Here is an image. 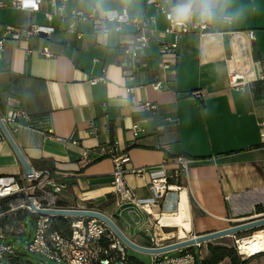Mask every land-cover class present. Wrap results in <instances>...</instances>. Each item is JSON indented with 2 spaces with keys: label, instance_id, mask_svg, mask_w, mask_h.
I'll use <instances>...</instances> for the list:
<instances>
[{
  "label": "crops",
  "instance_id": "1",
  "mask_svg": "<svg viewBox=\"0 0 264 264\" xmlns=\"http://www.w3.org/2000/svg\"><path fill=\"white\" fill-rule=\"evenodd\" d=\"M0 1L4 4L0 6V37L8 26L22 30L35 23L54 29L27 40L7 37L0 48V117L32 168L48 169L66 184L53 195L37 192L41 205L101 211L130 240L147 247L264 214L255 209L258 205L264 208L260 137L264 133V81L260 79L264 72V0H214L207 18L201 16L196 0L187 18L181 17L179 9L189 0H167L177 21L206 25L201 32L180 34L175 56L160 55L161 44L174 36L162 35L168 22L145 0H65L62 9L58 8L60 0H41L34 11L13 7L10 0ZM108 9L154 17L139 66L125 65L122 56V45L133 39L131 25L116 32L106 22L110 29L106 35L96 34L90 19L77 18L74 30L68 27L73 11L100 16ZM43 47L49 56L41 54ZM232 74L240 76V87L230 85ZM101 75L105 82L90 83L91 77ZM257 80L262 81L258 96L252 89ZM154 82L160 87L154 88ZM144 101L157 108L142 110L139 104ZM11 109L24 110L29 116L16 122V131L4 121ZM90 122L94 133L88 131ZM112 142L128 154L125 179L136 198L151 196L148 169L153 167H163L169 182L177 187L152 205L151 213L115 195L110 157L82 159L83 152ZM180 155L192 159L186 175H176L172 163ZM139 168L142 174L135 172ZM7 174L24 176L0 129V175ZM182 199L189 217V229L183 236L177 226L153 224L163 213H176ZM235 234L242 236V232ZM227 241L233 242L230 235L202 242L199 249L191 245L159 255L189 249L203 258L208 243L229 245ZM262 254L246 257L247 264ZM217 264L231 262L226 257Z\"/></svg>",
  "mask_w": 264,
  "mask_h": 264
},
{
  "label": "built area",
  "instance_id": "2",
  "mask_svg": "<svg viewBox=\"0 0 264 264\" xmlns=\"http://www.w3.org/2000/svg\"><path fill=\"white\" fill-rule=\"evenodd\" d=\"M30 4L26 5L25 0H10V5L19 9L38 10L41 0H29ZM65 0H60L59 9H62ZM146 3L153 5L159 13H162L168 24L163 30L162 35L172 34V41H165L161 44V56H175L177 50V38L182 33L194 31H202L205 24H187L177 21L169 10L167 0H145ZM4 5L0 1V6ZM90 19L93 23L94 32L98 35H106L109 32V27L106 22H111L116 32L122 30L123 25H131L134 29L133 39L126 41L122 45V56L124 63L127 66L137 67L140 65L144 50L152 35L150 24L154 22L153 16L139 17L132 16L125 12H118L114 9L104 10L102 15L95 16L86 14L82 11H73L72 19L68 23V27L74 30L76 19ZM228 20V16L222 17ZM53 27L50 25L30 24L24 29L8 26L3 35L0 37V48L4 40L9 37L13 39L27 40L31 36L46 35L53 32ZM41 54L49 56L50 53L47 47L41 49ZM166 67V63H164ZM238 74L230 75V85L240 87ZM260 79L264 81V72L261 73ZM90 83L97 81L105 82L103 75L91 77ZM154 88H159V82L151 83ZM131 90L130 88L127 89ZM196 94H200L197 92ZM142 110L153 111L157 108L155 103L144 101L139 104ZM20 118L29 119L28 113L21 109H11L7 112L4 121L12 124V131H16V122ZM89 133L95 132L94 125L89 123ZM133 133H138V128H133ZM262 141V160H264V133L260 134ZM76 143V140H72ZM110 157L112 160V171L110 173V182L113 192L124 203H133L147 213H151L150 207L163 198L168 191L176 190L177 187L171 184L166 176L165 169L150 168L148 186L151 190V196L148 198H136L133 191L127 186L125 174V164L129 160L126 151L119 150L116 142L106 145H96L90 150L83 152L82 159L85 161H93L101 157ZM192 159L190 157L180 155L173 159L172 163L176 169V175L180 172L187 174L188 166ZM136 173L142 174L143 168L135 170ZM49 188V189H47ZM66 188V184L59 176L51 175L48 169L34 170L32 173L22 178L16 175L7 174L0 175V201L11 197H18L20 194H25L28 202L33 200L36 206L45 207L37 200V192L41 195H53ZM27 210L33 214L31 227V240L25 246L29 252L38 253L41 256L56 264H131L126 260V252L124 243L107 227V225L94 217H74L70 223L71 231L65 234L62 230L57 229L52 224L51 215H42L35 212L29 204L26 205ZM16 234L22 233V228L14 230ZM233 239V247L240 255L239 240L236 234L230 235ZM7 230L0 223V264H4L2 259L6 257L16 256V249L13 245L6 241ZM108 244H105V241ZM160 246V245H154ZM199 249L200 243L194 245ZM248 257L245 255V258ZM201 255L196 250H186L175 255H159L152 254L148 264H195Z\"/></svg>",
  "mask_w": 264,
  "mask_h": 264
},
{
  "label": "water",
  "instance_id": "3",
  "mask_svg": "<svg viewBox=\"0 0 264 264\" xmlns=\"http://www.w3.org/2000/svg\"><path fill=\"white\" fill-rule=\"evenodd\" d=\"M0 129L5 136V138L10 143L12 149L14 150L16 156L18 157L22 168L24 175L27 176L28 174L32 173L33 168L30 165V163L26 160L23 153L17 146V144L14 141V138L4 122L2 121L0 117ZM29 206L37 213L42 215H61V216H74V217H94L101 221H103L107 227L124 243V245L127 247H131L135 250L146 252L150 254H159L164 253L167 251H171L174 249H179L182 247H187L191 245H195L197 243H202L206 241H210L211 239H215L217 237L225 236V235H231L238 232L247 231L250 229H254L256 227L264 226V214L256 215L253 217H250L248 219H245L243 221L237 222L229 227H226L224 229L210 231L202 234L193 235L189 238L181 239L166 245L161 246H142L139 245L132 240H130L116 225L114 220L104 214L101 211L91 209V208H70V207H38L35 205L32 199L29 200Z\"/></svg>",
  "mask_w": 264,
  "mask_h": 264
},
{
  "label": "rangeland",
  "instance_id": "4",
  "mask_svg": "<svg viewBox=\"0 0 264 264\" xmlns=\"http://www.w3.org/2000/svg\"><path fill=\"white\" fill-rule=\"evenodd\" d=\"M28 204H29L28 199L26 195L23 193L20 194L18 197H11L0 201V223L4 225L7 230L8 237L6 241L10 242L18 252L19 261L21 264H56L48 260L47 258L41 256L38 253L29 252L27 249H25V246L31 240V236H32L31 216H30L31 214L29 210H27L26 208V205ZM3 206H6L8 208L6 210H2ZM23 217H24V221H23ZM153 224L159 226L158 220H154ZM19 228L20 229L22 228L23 231L22 233L16 235V232L14 230ZM161 228L163 229L164 232H166L167 229L163 227ZM261 228H264V226H260L254 229L244 231L242 232V236L240 238H244L256 232H259L260 231L259 229ZM228 244L232 246L233 242ZM126 254L129 257L138 259L142 264H148L151 256L150 253L141 252L128 246L126 247ZM237 254L241 258H245V255H240L238 252ZM262 255H257L255 257L256 261H254V258L251 259L250 261L253 260L251 264H264V261H262V258L264 257H262ZM7 259L8 257L5 256L2 259V262L6 263Z\"/></svg>",
  "mask_w": 264,
  "mask_h": 264
},
{
  "label": "trees",
  "instance_id": "5",
  "mask_svg": "<svg viewBox=\"0 0 264 264\" xmlns=\"http://www.w3.org/2000/svg\"><path fill=\"white\" fill-rule=\"evenodd\" d=\"M261 80H257L254 82L253 90L256 96L259 95L257 87L261 85ZM8 207L3 206L2 210H6ZM256 212L264 211L260 205L256 206ZM33 214L31 213V218ZM52 224L55 228L62 230L65 234H69L71 231L70 223L74 217L71 216H61V215H51ZM109 242L106 240L105 244ZM126 248V247H125ZM192 248V247H187ZM187 249V250H189ZM208 254L206 257L200 258L196 261L195 264H217L218 262L222 261L224 258H229L231 264H246L248 262V258H241L238 254L236 249L233 246H229L226 244H218V243H208L207 244ZM186 251V250H185ZM126 252V251H125ZM184 252V251H181ZM126 260L131 264H141L137 261L136 258L129 257L126 254ZM4 264H21L19 261V255L16 251V256L8 257L7 262Z\"/></svg>",
  "mask_w": 264,
  "mask_h": 264
},
{
  "label": "bare ground",
  "instance_id": "6",
  "mask_svg": "<svg viewBox=\"0 0 264 264\" xmlns=\"http://www.w3.org/2000/svg\"><path fill=\"white\" fill-rule=\"evenodd\" d=\"M186 209L185 201L182 199L179 210L176 213H163L158 216V224L171 227L177 226L179 236H183L185 231L189 229V217ZM259 230V232L239 240L240 253L250 257L256 253L264 251V228Z\"/></svg>",
  "mask_w": 264,
  "mask_h": 264
},
{
  "label": "clouds",
  "instance_id": "7",
  "mask_svg": "<svg viewBox=\"0 0 264 264\" xmlns=\"http://www.w3.org/2000/svg\"><path fill=\"white\" fill-rule=\"evenodd\" d=\"M199 5V11L201 16L210 17L213 12L214 0H196ZM193 10V0H189V3L180 7L179 12L182 18H187Z\"/></svg>",
  "mask_w": 264,
  "mask_h": 264
}]
</instances>
